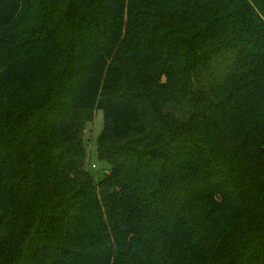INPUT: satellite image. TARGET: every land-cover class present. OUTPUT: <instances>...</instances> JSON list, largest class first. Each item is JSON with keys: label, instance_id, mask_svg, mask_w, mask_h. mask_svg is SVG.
Wrapping results in <instances>:
<instances>
[{"label": "trees", "instance_id": "16d2710c", "mask_svg": "<svg viewBox=\"0 0 264 264\" xmlns=\"http://www.w3.org/2000/svg\"><path fill=\"white\" fill-rule=\"evenodd\" d=\"M0 264H264V0H0Z\"/></svg>", "mask_w": 264, "mask_h": 264}, {"label": "rangeland", "instance_id": "374dc122", "mask_svg": "<svg viewBox=\"0 0 264 264\" xmlns=\"http://www.w3.org/2000/svg\"><path fill=\"white\" fill-rule=\"evenodd\" d=\"M104 126L105 112L103 110H98L95 113L93 121L88 123L84 133L90 158L87 168L95 176V178L101 177L104 174L105 169L109 166L108 163L100 161L97 155V140L103 131Z\"/></svg>", "mask_w": 264, "mask_h": 264}, {"label": "built area", "instance_id": "2783aa9c", "mask_svg": "<svg viewBox=\"0 0 264 264\" xmlns=\"http://www.w3.org/2000/svg\"><path fill=\"white\" fill-rule=\"evenodd\" d=\"M95 166V165H94Z\"/></svg>", "mask_w": 264, "mask_h": 264}]
</instances>
